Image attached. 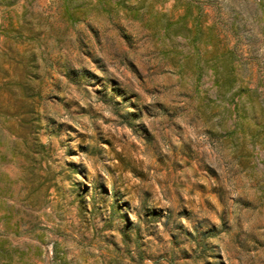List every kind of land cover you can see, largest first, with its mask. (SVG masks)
<instances>
[{
	"label": "rangeland",
	"instance_id": "obj_1",
	"mask_svg": "<svg viewBox=\"0 0 264 264\" xmlns=\"http://www.w3.org/2000/svg\"><path fill=\"white\" fill-rule=\"evenodd\" d=\"M0 264H264V0H0Z\"/></svg>",
	"mask_w": 264,
	"mask_h": 264
},
{
	"label": "trees",
	"instance_id": "obj_2",
	"mask_svg": "<svg viewBox=\"0 0 264 264\" xmlns=\"http://www.w3.org/2000/svg\"><path fill=\"white\" fill-rule=\"evenodd\" d=\"M192 11H193L192 4L190 2H187L184 7V12H185L184 14L191 15ZM200 11H201L200 7H198L196 15L192 17L193 26L195 27L196 32L201 28V25L199 24L200 22L198 20V15L200 14ZM185 28H187V26H185Z\"/></svg>",
	"mask_w": 264,
	"mask_h": 264
}]
</instances>
